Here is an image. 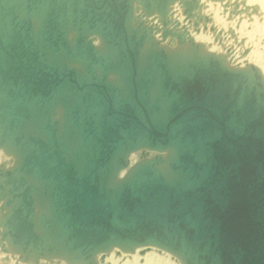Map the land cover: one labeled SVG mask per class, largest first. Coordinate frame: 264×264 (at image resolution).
<instances>
[{
    "label": "water",
    "instance_id": "water-1",
    "mask_svg": "<svg viewBox=\"0 0 264 264\" xmlns=\"http://www.w3.org/2000/svg\"><path fill=\"white\" fill-rule=\"evenodd\" d=\"M175 3L196 30L212 21L200 0H0V149L17 156L0 163L4 261L155 246L186 264H264V78L187 37ZM174 39L190 51L159 45ZM166 148V170L158 154L128 167Z\"/></svg>",
    "mask_w": 264,
    "mask_h": 264
},
{
    "label": "rangeland",
    "instance_id": "rangeland-1",
    "mask_svg": "<svg viewBox=\"0 0 264 264\" xmlns=\"http://www.w3.org/2000/svg\"><path fill=\"white\" fill-rule=\"evenodd\" d=\"M203 1L204 0H202V2ZM225 1L221 2L220 0H205L203 2L202 12H203V14L210 16L212 21L207 22V28L206 29L204 28L203 23H200L199 29L201 31L195 30L193 24L189 23L185 19L184 15L182 14L181 6L179 3H175L172 6L171 13H170L171 18H172V20L175 19V20H178L180 22L179 28H182V26H186L189 30L190 35L194 39H195V35H197L201 32H202V34L209 36L210 38L212 37L211 40H213V41L202 42V43H204L206 46H208L207 47L208 49H211L212 47H214L213 52H215L217 54H226L228 49H232V55L234 56L235 50L236 51L238 50V52H239L238 60L237 59L231 60V57L227 56V57H230L228 60L229 63L231 62L230 64L234 67H243V66L245 67L248 63H251V62L253 63V61L254 62L257 61L259 63H260V61H262V63L264 64V19H263L264 15L263 14L262 15H256V12H254L251 8L248 9L246 12L243 10V8H244L243 5H240V11L237 14H231L232 7L228 6L225 8L224 7ZM230 1L233 2L234 0L233 1L230 0ZM209 2L211 3L212 7L210 6ZM217 3L219 5V7H218ZM216 10L219 12V16L220 17L222 16L221 19L219 20V22L213 16V14L216 12ZM254 13H255V15H254ZM150 17L151 18H149V17L147 18L148 24L161 27V23L159 21L158 15H152ZM172 25L173 24H171L170 26H172ZM211 26H215L217 28V30L223 31L222 35H221V41L215 40V34L213 33L212 30H210ZM240 28H241V30H240V32H238V30ZM230 30L234 34H232L230 32ZM238 33H240V34H238ZM155 36L158 39H160V33L159 34L156 33ZM251 50L259 51V53L261 54V57L257 58V57L252 55L251 61H249L248 59L246 60L245 57L251 52ZM144 154H146L147 156H153L154 155L153 152H151V151L149 152V150H147L146 153L142 150V151L135 152L132 155V159L133 160H140L142 158V156L144 157ZM2 162L6 163L7 165H11L13 162V158L11 156L5 154L0 149V163H2ZM145 251L147 253L152 254L151 258H152L153 263H155V264L166 263V262H169L170 264H179L178 261L176 259H174L173 257H171L168 253L161 252L157 249H154L153 246L146 248ZM2 253L3 252L0 251V262H2L3 258H5V253H3V254ZM143 253L144 252H140L139 253L140 255L138 254V256H141V254H143ZM116 255H120V253H117ZM9 256H10V260L6 261L9 264H27V263H23V262L19 261L17 256H14V257L11 255H9ZM107 257L108 256H106V258ZM120 257H119L120 258V261H119L120 264L124 263L127 259L130 262L132 261L131 255H123V256L121 255ZM61 262L63 264H65L64 261H61ZM41 264H49V262L47 260H41ZM52 264H56V263L53 262Z\"/></svg>",
    "mask_w": 264,
    "mask_h": 264
},
{
    "label": "bare ground",
    "instance_id": "bare-ground-1",
    "mask_svg": "<svg viewBox=\"0 0 264 264\" xmlns=\"http://www.w3.org/2000/svg\"><path fill=\"white\" fill-rule=\"evenodd\" d=\"M205 1V0H204ZM203 1V2H204ZM233 1V0H232ZM246 1V5L249 7L248 9H252L253 7H255L256 9H257V11H254V12H256V15H264V0H245ZM200 2H201V4H202V6H203V2H202V0H200ZM222 2V1H221ZM226 2V1H225ZM230 3H231V1H229ZM210 3V2H209ZM208 5V4H207ZM217 5H218V3H217ZM221 5V4H220ZM240 5H242L241 3H240ZM210 6H211V3H210ZM212 7V6H211ZM218 7H219V5H218ZM203 8V7H202ZM226 8V7H225ZM246 7L244 6V8H243V10L244 11H246L247 12V10L248 9H245ZM217 9V8H216ZM240 9V8H239ZM242 10V11H243ZM253 10V9H252ZM205 12V11H204ZM227 12V11H226ZM171 9H170V11H169V15H168V17L171 19ZM203 13V12H202ZM227 14V13H226ZM137 15H140V19H143V20H145L146 22H147V18L149 17V18H151L150 16H152V15H145V16H142V12L140 11V12H138L137 13ZM246 15V14H245ZM254 15H255V13H254ZM213 16L215 17V19L219 22V20L221 19V17L219 16V12L216 10V12L213 14ZM212 16V17H213ZM138 17V16H137ZM213 17V18H214ZM211 18V17H210ZM255 18V17H254ZM264 19V18H263ZM172 20V19H171ZM214 20V19H213ZM154 21V20H153ZM159 21H160V23H161V20H160V17H159ZM182 21V20H181ZM188 21V20H187ZM189 22V21H188ZM245 22V21H244ZM190 23V22H189ZM192 23V22H191ZM202 23V22H201ZM148 24V23H147ZM193 24V23H192ZM148 25H150V24H148ZM199 25H200V23H199ZM153 26V25H152ZM171 27V26H170ZM186 27V26H185ZM242 27V26H241ZM183 28V27H182ZM182 28H180V29H182ZM187 28V27H186ZM195 29V28H194ZM187 30H188V28H187ZM196 30V29H195ZM200 29H198L197 31H199ZM238 30V29H237ZM236 30V31H237ZM240 30H241V28L238 30V32H240ZM201 31V30H200ZM195 32V31H194ZM193 33V32H192ZM199 33V32H198ZM194 34V33H193ZM238 34H240V33H238ZM250 34V33H249ZM191 35H190V33H189V30L187 31V37H190ZM192 37V36H191ZM154 38H155V40L156 41H158V40H161V39H158L156 36H155V34H154ZM193 38V37H192ZM212 38V37H211ZM211 38L209 37V36H206V35H204V34H202V32L201 33H199V34H197V35H195V39L193 38V40H194V42L195 43H197V44H199V45H201V47L203 48V49H205L206 51H209V52H213L214 51V47H212L211 49H208L207 47L208 46H206L204 43H202V42H211V41H213V40H211ZM249 38V37H248ZM249 41V40H248ZM254 41V40H253ZM97 43H95L96 44V46H99V47H102V44L99 42L98 43V41H96ZM249 43V42H248ZM254 43V42H253ZM209 44V43H208ZM245 44V43H244ZM159 45L160 46H163V47H165L169 52H171V53H174V52H176V51H182V52H187V51H190V43L189 42H186L185 44H178L177 42H176V40L174 39V41L173 42H171V43H169L168 42V40L167 41H160V43H159ZM246 45V44H245ZM214 46V45H213ZM241 51V50H240ZM232 52V51H231ZM223 53V52H222ZM225 53V52H224ZM228 55H230V57H231V60H238V58H239V52H238V50L236 51L235 50V53H234V56L232 55V53L230 54H228ZM255 56V57H257V58H260L261 57V54L259 53V51H255V50H251V52L245 57V59L247 60H249V61H251L252 59H251V56ZM233 56V57H232ZM230 57H227L228 58V60H229V58ZM233 58V59H232ZM241 58V57H240ZM242 59V58H241ZM244 60V59H243ZM231 63V62H230ZM248 64H253V65H255V66H257L258 68H259V70L261 71V74H262V76H263V78H264V64L262 63V61H260V63L259 62H254L253 61V63L251 62V63H248ZM244 67V66H243ZM111 78H114V76L113 75H111ZM5 154H7V155H9V156H11L12 158H13V161L17 158V156L14 154V153H10V152H6V151H4L3 149H1ZM146 151L147 150H144V152L146 153ZM153 152V154H158V155H160L161 157H163V159L165 160V162L164 163H162V164H160V167L161 168H163L164 170H166V162H167V160H169L171 157H172V155H173V151H172V149L171 148H166V149H162V150H149V152ZM135 152H137V151H135ZM135 152H131V153H129L128 155H127V164H128V167H130V166H133L135 163H137V162H139V160H133L132 159V155L135 153ZM146 154H144V156H145ZM148 157H153V156H148ZM142 158H143V156H142ZM141 158V159H142ZM140 159V160H141ZM126 173H127V168H124V169H122V170H120V172L118 173V175L114 178V182H116V181H118L119 179H121V178H123L125 175H126ZM143 248H149V247H135V248H133L132 250H129V249H124V248H121V247H112L111 249H109L108 251H106V256H108L106 259H105V263H99V264H120L119 263V261H120V256L122 255H131V257H132V261L130 262L128 259L124 262V263H121V264H155V263H153V261H152V258H151V255L152 254H150V253H147L146 251H145V249L143 250ZM153 248L154 249H157V250H159V251H161V252H166V253H168L171 257H173L174 259H176L177 261H178V263L179 264H186L185 263V261L179 256V255H177V254H175V253H173V252H171V251H169V250H166V249H164V248H159V247H155V246H153ZM141 250H143V251H141ZM140 252H144L143 254H141V256H138V254L140 253ZM117 253H120V255H116ZM140 255V254H139ZM120 257V258H119ZM96 259L98 260V262H100L99 261V257H98V255H97V257H96ZM3 260H4V258H3ZM19 260V259H18ZM52 260H55V261H53V262H55L56 263V261H57V259H52ZM122 260V259H121ZM20 261V260H19ZM53 262H49V264H52ZM174 263V262H173ZM40 264H41V262H40ZM57 264V263H56ZM160 264H170L169 262H166V263H160Z\"/></svg>",
    "mask_w": 264,
    "mask_h": 264
},
{
    "label": "crops",
    "instance_id": "crops-1",
    "mask_svg": "<svg viewBox=\"0 0 264 264\" xmlns=\"http://www.w3.org/2000/svg\"><path fill=\"white\" fill-rule=\"evenodd\" d=\"M0 264H9V263H7L6 261L3 260L2 262H0Z\"/></svg>",
    "mask_w": 264,
    "mask_h": 264
}]
</instances>
